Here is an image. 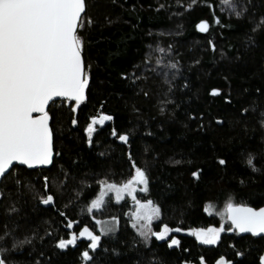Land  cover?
I'll return each instance as SVG.
<instances>
[{
    "label": "trees",
    "instance_id": "trees-1",
    "mask_svg": "<svg viewBox=\"0 0 264 264\" xmlns=\"http://www.w3.org/2000/svg\"><path fill=\"white\" fill-rule=\"evenodd\" d=\"M85 2L92 23L80 35L89 98L75 111L74 102L53 109L59 155L51 168L16 166L0 185L7 264H88L81 253L89 243L61 250L57 242L83 226L95 231V220L108 218L118 219L119 231L90 250L92 264H199L200 256L207 264L221 256L231 264H258L263 238L225 231L207 246L191 230L221 227V218L204 211L209 204L264 207V0H235L239 17L218 0ZM201 21L208 22L204 33ZM100 114L113 119L97 126L90 144L86 129ZM119 134L128 135L127 144ZM129 153L149 179L140 199L161 210L152 229L165 223L183 231L145 240L127 218L129 199L109 198L89 213L102 185H122L135 174ZM250 154L259 171L248 166ZM47 194L54 203L42 202ZM69 219L77 221L73 229L66 227ZM172 238L179 247L168 246Z\"/></svg>",
    "mask_w": 264,
    "mask_h": 264
},
{
    "label": "snow or ice",
    "instance_id": "snow-or-ice-1",
    "mask_svg": "<svg viewBox=\"0 0 264 264\" xmlns=\"http://www.w3.org/2000/svg\"><path fill=\"white\" fill-rule=\"evenodd\" d=\"M225 10L237 17L242 15L235 0H218ZM85 0H0V180L7 179L15 171V164L47 166L54 164L52 121L53 109L56 105L74 102L75 107L89 98L90 72L84 58V41L80 31L85 23L91 24V18L85 14ZM219 23L217 19L215 21ZM264 23V21H262ZM258 27V26H257ZM198 28L202 32L208 30V22L201 21ZM215 49V45H212ZM163 51V49H161ZM175 68V65H171ZM127 79V75H125ZM219 89H212V95H218ZM194 118V117H193ZM109 114H100L90 118L87 126L89 143L94 126L111 121ZM75 125L76 119L72 120ZM112 135L116 136L113 129ZM118 139L128 143L127 134H119ZM129 160L135 174L126 183L107 184L106 187L115 192L117 200L122 193L131 197L135 204L133 216L135 221H143L140 235L148 240L151 236L164 240L169 233L181 232L183 229L171 228L162 223L160 231L151 227L153 220L160 215V208L150 199L141 201L136 196V186L142 185V191H148L149 179L146 170L136 165L129 153ZM255 158L250 154L247 164L253 171H259ZM224 165L226 161L220 159ZM192 175L199 178V171ZM47 182V177H45ZM47 187V183L45 185ZM2 195V193H0ZM46 205L54 203V196L47 194L41 197ZM103 203L101 198L91 203L89 211L99 209ZM211 208H205L208 212ZM222 216L231 224L229 230L253 235L264 234V207H250L247 204L229 200ZM77 221L67 220L66 227L73 229ZM97 224L101 221L97 220ZM135 227V223L133 225ZM110 228H101L102 232ZM223 227H207L192 229L191 234L204 245H216L220 240ZM0 236L3 241L5 236ZM70 238H61L57 247L61 250L76 246L78 238H87L91 243L89 249L94 251L100 243L101 236L89 227L83 226L78 232L69 233ZM29 241H22L26 243ZM180 241L172 238L169 247H179ZM90 250L81 253L84 261L92 264ZM7 248H0V264H7L4 253ZM243 255V253H237ZM187 264V262H186ZM199 264H207L204 256L199 257ZM216 264H231L221 256ZM258 264H264V255L258 257Z\"/></svg>",
    "mask_w": 264,
    "mask_h": 264
},
{
    "label": "rangeland",
    "instance_id": "rangeland-1",
    "mask_svg": "<svg viewBox=\"0 0 264 264\" xmlns=\"http://www.w3.org/2000/svg\"><path fill=\"white\" fill-rule=\"evenodd\" d=\"M98 125H100V124H97V125L94 126V129H95V130H96V128H97ZM95 130H94V132H95ZM94 132H93V133H94ZM87 135H88V133H87ZM92 136H93V134H92ZM92 136H91V138H92ZM88 139H89V136H88ZM106 185H107V184L101 186V189H100V191H99L97 197L95 198V199L101 198V193H103V203H102V206H101L99 209H95V210H92V211H89V210H88L89 213H90V214H93L94 212H99V211H101V210L103 209V207H104L106 201H107L109 198H112L113 201H114V203H118V204L122 203V202H123L124 200H126V199H129V201L132 203V209H131V211L127 214V218H128L129 221H130V225H131L134 229H136V231L140 234L141 224L144 223V222H143V221H139V222L135 221V218H134V216H133V213H134L135 210H136V209H135L134 201H132L131 197L128 196L126 193H122V194H121V198H120L119 200H117L115 192L112 191V190H110V189H108V188L106 187ZM142 188H143L142 185H137V186H136V193H135V194H136V196H137L138 199H140L139 195L145 194V192L142 191ZM95 199H94V200H95ZM140 200L143 201L142 199H140ZM209 205H210V204H209ZM209 205H207L206 208H208ZM90 207H91V205L89 206V208H90ZM223 212H224V209L216 210V209L211 205V208H210V210L207 212V214H209V215H216V216H218L219 218H221V220H222V225H221V227H223V228L225 229V231H229V232H230L231 230H227L226 228H227V226H231V225L228 223L227 219H226L225 217L222 216V213H223ZM159 218H160V215H159L158 217H156V218L153 220L152 225H151L152 228H153L154 223H156V222L159 221ZM96 221H97V220H95V222H96ZM99 221H101V223H100V224H97V223H96V230H95L94 232H95V234L100 235L101 238H103V237H108V236H111V235H115V234L119 231V226H120V225H119V221H118V219H115V218H108V219H101V220H99ZM134 223H135V227L133 226ZM102 227H104V228H110L111 230H110V231H107V232H102V231H101V228H102ZM225 231H224V232H225ZM224 232H222V233L220 234V237H221V235H222ZM170 234H171V233H169L168 237L170 236ZM166 238H167V237H166ZM218 242H219V241H218ZM207 246H215V245H207ZM69 247H73V246H69ZM64 250H65V249H64Z\"/></svg>",
    "mask_w": 264,
    "mask_h": 264
},
{
    "label": "water",
    "instance_id": "water-1",
    "mask_svg": "<svg viewBox=\"0 0 264 264\" xmlns=\"http://www.w3.org/2000/svg\"><path fill=\"white\" fill-rule=\"evenodd\" d=\"M199 30V28H198ZM200 31V30H199ZM202 32V31H200ZM204 33V32H203ZM53 146H54V138H53ZM54 159H55V154H54ZM15 167L16 166H19V167H22V168H26L28 170H37V169H49L52 167V165H47V166H34L32 168H29L28 166H25V165H18V164H15L14 165ZM3 180H0V185L2 183ZM230 223V222H229ZM236 233H238L240 236H250V237H257V238H263L264 239V234H261V235H253L251 233H240L238 230H235ZM78 243L80 242H87V243H91L87 238H78L77 240ZM262 255H264V250H263V253Z\"/></svg>",
    "mask_w": 264,
    "mask_h": 264
},
{
    "label": "bare ground",
    "instance_id": "bare-ground-1",
    "mask_svg": "<svg viewBox=\"0 0 264 264\" xmlns=\"http://www.w3.org/2000/svg\"><path fill=\"white\" fill-rule=\"evenodd\" d=\"M228 221V220H227ZM228 223H229V221H228ZM230 224V223H229ZM231 225V224H230ZM90 229V228H89ZM93 231V230H92ZM94 232V231H93ZM95 233V232H94ZM78 243V242H77ZM81 243V242H80ZM87 243V242H86ZM90 244V243H89Z\"/></svg>",
    "mask_w": 264,
    "mask_h": 264
},
{
    "label": "flooded vegetation",
    "instance_id": "flooded-vegetation-1",
    "mask_svg": "<svg viewBox=\"0 0 264 264\" xmlns=\"http://www.w3.org/2000/svg\"><path fill=\"white\" fill-rule=\"evenodd\" d=\"M167 238H168V237H167ZM167 238H166V239H167Z\"/></svg>",
    "mask_w": 264,
    "mask_h": 264
}]
</instances>
